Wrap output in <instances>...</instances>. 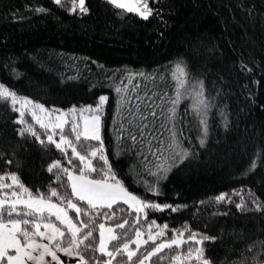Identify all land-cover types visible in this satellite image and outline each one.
<instances>
[{"label": "trees", "instance_id": "1", "mask_svg": "<svg viewBox=\"0 0 264 264\" xmlns=\"http://www.w3.org/2000/svg\"><path fill=\"white\" fill-rule=\"evenodd\" d=\"M85 6L88 12L80 13L69 11V0L65 6L55 0H0V83L57 109L94 105L107 96L102 136L113 171L130 192L161 205L180 206L178 212L149 211L148 222L167 224L168 236L187 224L193 232L215 237L203 243L213 264H259L264 249L259 243L248 249L264 240V211H256L253 203L264 205V0H149L153 15L147 20L107 0H85ZM176 63L186 66L191 83L203 81L211 105L208 136L201 147L192 100L183 99L177 108V129L192 155L157 185V178L145 169L147 165L154 172L157 163L146 145L138 144L133 151L117 149L115 87L138 84L137 92L125 95L147 111V105L162 103L153 92L175 95L170 71ZM138 72L155 75V80L136 76L128 84V74ZM137 95L143 102L135 99ZM17 118L9 104L0 103V176L16 174L33 193H47L50 184L70 193L47 171L57 160L71 167L63 154L54 145L42 147L29 134L21 136L23 125L14 123ZM25 119L46 139L30 115ZM159 124L158 120L146 131L149 139L153 127L159 139L168 137ZM152 145L158 141L152 140ZM253 160L257 167L249 172ZM149 184L158 186L161 194L147 191ZM12 190L18 191L15 186L0 190V197ZM222 193L229 199L217 203L215 197ZM241 197L251 211L237 209ZM141 226L146 227L144 221Z\"/></svg>", "mask_w": 264, "mask_h": 264}, {"label": "snow or ice", "instance_id": "2", "mask_svg": "<svg viewBox=\"0 0 264 264\" xmlns=\"http://www.w3.org/2000/svg\"><path fill=\"white\" fill-rule=\"evenodd\" d=\"M69 2V11L76 12L78 9L80 13L88 12L85 0ZM107 2L117 9L136 13L144 20L153 15L149 0ZM55 3L65 6V0H55ZM35 11L44 12L45 9L37 8ZM136 76L155 80V75L129 73L126 77L128 84H132ZM170 77L175 84V95L170 97L167 92L162 95L153 92L152 96H158L162 103L147 105V111L141 110V104L133 105V97L125 95L137 92L138 84L131 88L128 85L115 87L118 96L117 119L114 122L117 149L120 152L133 151L138 144L146 145L157 163L154 165L156 171L153 172L147 165L145 169L149 175L157 178V185L173 167L192 155L183 146V132L177 129L180 123L177 108L183 99L192 100L190 111L200 124L198 141L201 147L208 136L207 115L211 105L205 98L203 81L191 83L187 68L182 63L172 67ZM160 79L164 80L165 77L161 75ZM108 99L102 95L95 106H73L68 110L46 108L0 83V103L9 104L11 110L18 113L14 123L23 125L19 134L35 137L44 148L54 145L71 166L64 167L57 160L47 168L55 176L54 183L62 188H70V193H61L51 184L47 193H33L16 174L0 176V190L13 189V186L18 189L0 197V264H65L58 254L74 258L76 264H145L146 261L149 264H213L205 256L203 243L210 239L214 241L215 237L193 232L187 224L181 229L171 230V236H168V225H158L155 220L148 222V213L166 209L178 212L180 206L161 205L130 192L113 171L105 154L102 136L104 107ZM135 99L143 102L144 97L137 95ZM165 103L170 106L164 107ZM26 115L31 116L35 125H39L46 139H42L41 133L25 119ZM158 120L159 127L168 132V137L159 139L156 136L158 129L153 127L149 139L146 131ZM70 137H74V140ZM154 139L158 141L157 146L152 145ZM93 141L96 143L93 144ZM128 141H131L130 145ZM140 155H143L142 151ZM76 160L79 165L75 164ZM256 167L257 162L253 160L248 171L252 172ZM8 179L12 181L11 184L4 182ZM147 191L155 196L161 194L158 186L152 184L147 186ZM235 194L240 195L238 192ZM226 199L229 198L223 193L215 197L217 203ZM253 203L256 211H264V205L258 200H253ZM236 207L241 212L252 210L244 203L243 197ZM69 211L74 212L75 216L69 215ZM127 216L133 218L128 219ZM142 221L146 227L141 226ZM129 232L133 236H129ZM193 243L200 246L193 247ZM257 243L264 249V240H261L254 242L248 250L252 251ZM95 253H99V256ZM124 257L126 259H118Z\"/></svg>", "mask_w": 264, "mask_h": 264}, {"label": "crops", "instance_id": "3", "mask_svg": "<svg viewBox=\"0 0 264 264\" xmlns=\"http://www.w3.org/2000/svg\"><path fill=\"white\" fill-rule=\"evenodd\" d=\"M96 178H98V177H96ZM58 255H60L61 260L64 261L65 264H76V261L74 258L70 259L68 257L63 256L62 254H58ZM48 259H50V258H48ZM145 264H148L147 261L145 262Z\"/></svg>", "mask_w": 264, "mask_h": 264}, {"label": "rangeland", "instance_id": "4", "mask_svg": "<svg viewBox=\"0 0 264 264\" xmlns=\"http://www.w3.org/2000/svg\"><path fill=\"white\" fill-rule=\"evenodd\" d=\"M19 96H21V95H19ZM22 97H24V96H22ZM35 102H37V101H35ZM38 103H40V102H38ZM42 104V103H41ZM96 104H94V105H92V106H95ZM46 107V106H45ZM72 107V106H71ZM70 107V108H71ZM46 108H50V107H46ZM69 108H63V109H61V110H68ZM195 247H198V246H195ZM187 250V248L185 249V251ZM174 254V253H173ZM148 263V262H147ZM259 264H264V260L263 261H261Z\"/></svg>", "mask_w": 264, "mask_h": 264}]
</instances>
